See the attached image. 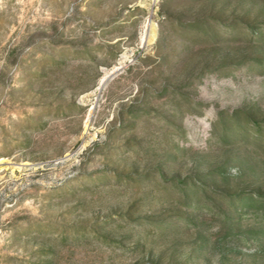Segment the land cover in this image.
Listing matches in <instances>:
<instances>
[{
  "label": "rangeland",
  "instance_id": "1",
  "mask_svg": "<svg viewBox=\"0 0 264 264\" xmlns=\"http://www.w3.org/2000/svg\"><path fill=\"white\" fill-rule=\"evenodd\" d=\"M0 264H264V0H0Z\"/></svg>",
  "mask_w": 264,
  "mask_h": 264
},
{
  "label": "bare ground",
  "instance_id": "2",
  "mask_svg": "<svg viewBox=\"0 0 264 264\" xmlns=\"http://www.w3.org/2000/svg\"><path fill=\"white\" fill-rule=\"evenodd\" d=\"M152 35H153V32L151 30H149V32H147V36L152 37Z\"/></svg>",
  "mask_w": 264,
  "mask_h": 264
}]
</instances>
